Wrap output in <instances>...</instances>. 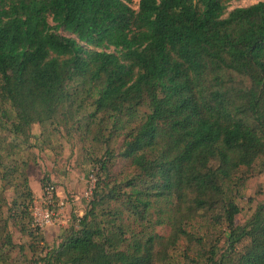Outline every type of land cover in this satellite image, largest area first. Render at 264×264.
I'll return each mask as SVG.
<instances>
[{
  "label": "trees",
  "instance_id": "16d2710c",
  "mask_svg": "<svg viewBox=\"0 0 264 264\" xmlns=\"http://www.w3.org/2000/svg\"><path fill=\"white\" fill-rule=\"evenodd\" d=\"M229 1L0 0V264L20 250L8 223L41 240L32 126L95 156L84 213L39 264H163L201 243L195 219L223 228L208 264H264V201L236 225L224 191L264 159V1Z\"/></svg>",
  "mask_w": 264,
  "mask_h": 264
},
{
  "label": "rangeland",
  "instance_id": "374dc122",
  "mask_svg": "<svg viewBox=\"0 0 264 264\" xmlns=\"http://www.w3.org/2000/svg\"><path fill=\"white\" fill-rule=\"evenodd\" d=\"M264 0H232L227 4V10L236 7H245ZM137 0H131V7L135 9ZM59 32V31H58ZM62 34L61 32L59 33ZM30 139L31 155L26 157L29 161L27 168L28 186L31 191V208L40 203L43 187L51 185L54 189V211L57 218L50 225L37 229L39 237H29L19 233L16 228L8 223V231L14 245L20 247L15 252V263L17 264H39L38 258L42 257L50 248L57 245L61 233L70 223V215L82 216L89 201L90 192L94 183L95 168L93 164V149L89 144L84 145V149L76 141L75 135H65L61 128L46 136V131H42L38 126L31 127ZM119 139L111 141V150L116 153L119 148ZM101 152L96 154L99 157ZM113 170L120 171L122 163L114 161ZM245 181L232 180L225 183L224 191L239 208V213L235 216L236 225H242L253 211L255 205L264 201V159H257ZM46 179V181H45ZM90 189V190H89ZM7 202L12 197V191L7 190L4 194ZM4 209V208H3ZM191 232L201 239V243L189 247L183 253L184 241L179 242L178 249L171 254L169 260L163 264H208L207 251L210 246L217 248V256L224 250L222 230L223 228L211 229L207 223L201 219H195L191 223ZM32 229L35 228L32 225ZM157 234L165 235L166 227H156ZM34 233V232H33ZM34 234V235H35ZM30 246L34 248L31 250ZM240 246L237 247L239 250Z\"/></svg>",
  "mask_w": 264,
  "mask_h": 264
},
{
  "label": "built area",
  "instance_id": "2783aa9c",
  "mask_svg": "<svg viewBox=\"0 0 264 264\" xmlns=\"http://www.w3.org/2000/svg\"><path fill=\"white\" fill-rule=\"evenodd\" d=\"M54 194V189L51 185L44 186L40 203L32 206L31 219L32 225L35 228L42 229L56 220L57 213L54 211Z\"/></svg>",
  "mask_w": 264,
  "mask_h": 264
}]
</instances>
